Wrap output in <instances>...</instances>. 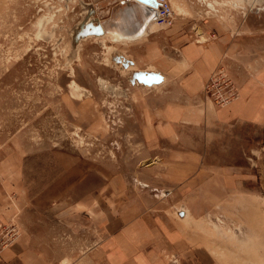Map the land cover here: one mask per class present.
I'll return each mask as SVG.
<instances>
[{
  "label": "rangeland",
  "instance_id": "rangeland-1",
  "mask_svg": "<svg viewBox=\"0 0 264 264\" xmlns=\"http://www.w3.org/2000/svg\"><path fill=\"white\" fill-rule=\"evenodd\" d=\"M241 1L165 0L171 25L123 45L73 39L87 15L115 28L120 0H0L5 249L23 237L38 254L71 262L97 239V208L138 192L152 213L180 209L198 264H264V0ZM224 31L228 52L207 81L181 87L193 72L181 45ZM104 46L121 54L106 64ZM143 70L161 80L146 85L136 77ZM240 73L241 109L256 96L260 123L224 111L239 98ZM179 163L190 166L175 176L182 181L169 175Z\"/></svg>",
  "mask_w": 264,
  "mask_h": 264
},
{
  "label": "crops",
  "instance_id": "crops-1",
  "mask_svg": "<svg viewBox=\"0 0 264 264\" xmlns=\"http://www.w3.org/2000/svg\"><path fill=\"white\" fill-rule=\"evenodd\" d=\"M124 17L126 16L118 15L114 20L116 26L121 19L126 20ZM217 34H219L218 37L204 46L194 41L181 45L180 56L187 62L184 66L193 65V72L189 71L191 75L185 74L180 79L181 87L190 85L200 87L203 81H207L224 52H228L230 42L226 40L229 39L226 36L227 32ZM235 79V84L239 88V98L224 111L231 113L235 119L241 120L243 117L252 123H260L263 120L262 109L260 110L256 96L254 98L251 96V100L246 102L253 104L252 108L251 104H245L241 109V73L236 75ZM189 168L188 164L179 163L173 167L171 170L173 172L169 175L172 178L179 176L182 172L186 173V169L189 170ZM181 177H175V179L182 181ZM185 177L184 182H187V187L194 184L195 174H187ZM174 189L176 187L173 188V194L171 192L170 194L175 197L182 192L179 187ZM188 190L182 195L192 192ZM110 205L97 208L98 214L104 216L98 224L97 239L75 260L67 262L62 257L56 260L49 259L35 252L22 237L0 253V264H171L174 258L176 264L199 263V253L195 252L197 251L194 248L195 245L190 241L194 237L189 232L191 226L184 224L185 219L182 218L184 215H178L180 209L176 211L177 217L173 218L172 216L162 217L161 210L152 213L145 202L144 195L138 192L129 193L114 208ZM185 213L189 214L188 211ZM4 219L5 216L0 215V222Z\"/></svg>",
  "mask_w": 264,
  "mask_h": 264
},
{
  "label": "bare ground",
  "instance_id": "bare-ground-1",
  "mask_svg": "<svg viewBox=\"0 0 264 264\" xmlns=\"http://www.w3.org/2000/svg\"><path fill=\"white\" fill-rule=\"evenodd\" d=\"M127 0H125L126 2ZM241 1V0H239ZM159 2V0H158ZM242 2V1H241ZM240 3V2H239ZM126 4L125 5V16H126V20L124 19V21L121 22L122 27L126 26V22H129V20H133V21H138L140 23V18L143 20V22L140 23L139 26H141L142 24L147 23L146 19L148 18L149 14L146 13L145 11V7L137 4L135 2H127V3H123ZM129 6V7H128ZM94 11V10H93ZM155 11V15H156V9H154ZM89 14V13H88ZM86 19L84 20V22H82L80 25H78V30L74 33L73 35V39L76 40H84L88 37L94 36L96 38H108L110 40H114V41H119L120 44H127L129 41H131L132 39H135L136 37H133V33L131 35L129 34H125L123 32H121L119 30V28L116 29L113 28L111 29L109 32H107V30L105 29L103 31V29L101 28L102 33L100 32L99 28L94 25V20L91 18H88V15L85 17ZM125 18V17H124ZM93 20V21H92ZM130 21V22H131ZM118 22V21H117ZM156 23L155 20L149 22L146 24V27L144 28V30L141 32V35L139 37H143L147 34V31L151 28V26H153ZM84 29V30H83ZM137 34V32H134V34ZM89 39V38H88ZM79 40V41H80ZM85 41V40H84ZM105 50V55H104V60L106 62V64H108L109 62V56H119L121 53L119 51H117L116 49H114L111 46H104ZM118 53V54H117ZM116 54V55H115ZM140 71V73L136 74V77L143 81L146 85H150V86H154L155 84L152 81H157V80H161V77L158 76V74L156 72H152L148 73L145 71ZM148 71V70H147ZM153 71V70H152ZM110 87V86H109ZM108 88V87H107ZM112 88V87H111ZM113 90V89H112ZM117 91V90H116ZM118 92V91H117ZM113 95V94H112Z\"/></svg>",
  "mask_w": 264,
  "mask_h": 264
},
{
  "label": "water",
  "instance_id": "water-1",
  "mask_svg": "<svg viewBox=\"0 0 264 264\" xmlns=\"http://www.w3.org/2000/svg\"><path fill=\"white\" fill-rule=\"evenodd\" d=\"M127 2H135V3L140 4V5L145 7L146 13L149 14L148 18L146 19L147 23H149L155 19L154 9H156L159 5L157 0H127L126 2L124 1L123 3H127ZM122 21H124V19H121L120 23ZM130 21L131 20H129V22L125 23L126 24L125 27H122V25L120 24V25L116 26V29L119 28V30L121 32H123L125 34H129V35H131L133 33L132 34L133 37H136L137 34L141 33L144 30V28L146 27V24H147V23H145V24H142L141 26H139L140 23L143 22V20L141 18H140V23L138 21H136V22L133 20L131 22ZM129 28L133 29V30L129 31L128 30ZM99 30H100V32H102L101 28H99ZM134 32H137V34L136 33L134 34Z\"/></svg>",
  "mask_w": 264,
  "mask_h": 264
},
{
  "label": "built area",
  "instance_id": "built-area-1",
  "mask_svg": "<svg viewBox=\"0 0 264 264\" xmlns=\"http://www.w3.org/2000/svg\"><path fill=\"white\" fill-rule=\"evenodd\" d=\"M121 2H124L125 0H120ZM158 2V0H157ZM159 5L156 8V15H155V21L157 24L161 26L171 25L172 23V11L169 7V5L165 2V0H159ZM5 240H2V237H0V253L7 247L5 244Z\"/></svg>",
  "mask_w": 264,
  "mask_h": 264
},
{
  "label": "flooded vegetation",
  "instance_id": "flooded-vegetation-1",
  "mask_svg": "<svg viewBox=\"0 0 264 264\" xmlns=\"http://www.w3.org/2000/svg\"><path fill=\"white\" fill-rule=\"evenodd\" d=\"M125 6V5H124Z\"/></svg>",
  "mask_w": 264,
  "mask_h": 264
}]
</instances>
